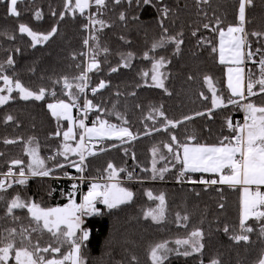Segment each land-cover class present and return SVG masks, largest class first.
<instances>
[{
  "label": "trees",
  "instance_id": "16d2710c",
  "mask_svg": "<svg viewBox=\"0 0 264 264\" xmlns=\"http://www.w3.org/2000/svg\"><path fill=\"white\" fill-rule=\"evenodd\" d=\"M64 5L65 0H18L17 8L21 14L13 17L7 13L8 0H0V64H4V74L19 79L33 91L41 87L46 89L45 98L40 101L21 100L18 91H14L12 99L0 107V174L7 172L14 159L23 160L27 171L26 165L31 158L25 149L31 146L27 143L30 138H34L33 143L47 167L53 168L50 176L28 178L24 185L13 183L3 193L0 237L6 235L5 229L19 231L22 225L25 228L34 226L32 222H15L5 215L7 202L17 193L43 207L63 206L68 202L73 184L77 183L76 198L80 200L91 182H107V165L112 163L117 169H125L119 172L118 178L134 197L114 209L101 203L97 207L99 214L86 216L84 227L89 231V240L82 247L86 264H153L150 253L155 245L167 242L173 249L177 239L187 238L196 228L204 233L202 251L189 256L182 255L181 251H171L163 264H210L213 259L220 264H258L264 257V236L260 235L264 220L250 218L247 221L254 229L247 233L249 241L236 242L231 238L240 234L241 195L237 188L218 184L191 186L176 182L173 172H168L161 180H149L147 174L150 150L161 141L171 142V135L176 136L178 143L212 145L233 133L227 127V121L231 120L234 125L241 111L238 103H227L230 95L225 83V65L218 59L219 32L215 29L217 20L223 29L239 23V0H153L151 6H137L136 0H120L119 4L106 0V6L100 10L94 5L91 15L85 12L74 17L66 15ZM164 7L169 9L166 16L160 11ZM37 10L41 12L39 20L35 18ZM62 12L63 19L60 17ZM121 12L126 16L123 21L119 18ZM245 15L244 27L249 34L246 50L255 55L252 58L245 55L247 62L244 65L251 71L257 59L264 55V35H251L253 32L264 33V0H252ZM90 16L104 20L106 26L90 27ZM21 23L41 33L49 32L53 26L58 31L48 41L32 47L30 37L18 30ZM205 24L209 28H204ZM165 28L167 32H164ZM92 36L98 37V41L90 39ZM162 36L181 40L179 52L175 42L153 50V42ZM85 39H89L87 46ZM85 48L87 55L86 50L83 51ZM105 48L107 52L103 51ZM129 52L133 53L130 66L122 67L121 57ZM145 52L148 58H145ZM94 54L99 69L88 71L87 84L96 88L104 81L106 87L90 95L93 105L99 107L88 112V119L99 116L111 124L127 127L135 132L136 138L124 141L102 139L93 151L95 154L86 156L85 171L80 173L68 163V160L77 162L75 157L66 160L57 155L58 150H62L66 122L53 117L47 105L67 98V89L62 88L63 77H68L72 83L73 78L84 70L86 60L92 62L90 58ZM10 55L14 60L12 66L5 63ZM160 57L166 58L163 69L167 73L164 81L167 92L149 86L145 78L146 82L142 81L143 72L151 73L153 58ZM112 68H118V71L112 72ZM248 74L252 73L246 71V80ZM205 76L215 81L227 105L211 108ZM253 91L257 94L245 101L264 105V93L259 92V86L256 85ZM152 107H160L167 119L181 123L150 135L146 115ZM9 115L13 120L6 119ZM186 116L191 119L184 120ZM57 131L61 133L59 136L55 135ZM189 136H194L195 140L187 141ZM5 140L16 142L6 144ZM101 148L104 151H100ZM52 156L55 160L50 159ZM56 163L64 167L55 168ZM14 167L19 172L20 166ZM129 172L133 174L131 179ZM70 175L78 180H71ZM81 176L83 182L79 179ZM152 189L165 197L166 212L161 222H153L142 215L150 204L147 193L153 192ZM185 215L187 220L183 219ZM225 226L228 232L224 231ZM32 239L33 242L39 240L41 247L53 244L46 232L32 233Z\"/></svg>",
  "mask_w": 264,
  "mask_h": 264
},
{
  "label": "snow or ice",
  "instance_id": "6c2138e0",
  "mask_svg": "<svg viewBox=\"0 0 264 264\" xmlns=\"http://www.w3.org/2000/svg\"><path fill=\"white\" fill-rule=\"evenodd\" d=\"M116 4L120 3V0H114ZM131 2V0H130ZM95 5L97 10L106 6V0H65V9L73 12L79 11L84 14L86 9ZM18 0H10L7 6V13L13 17H19L20 12L17 8ZM137 6H151L153 0H136ZM252 4V0H239L238 9V21L235 26L229 25L225 31L222 27H219L220 21L217 20V30L219 32V58L220 63L224 64L230 62L237 65V67L228 68V81L227 87L231 91V96L228 98V104H236L237 100L232 97H239L240 99H246L245 97V83L243 72L244 69L239 67L244 62L245 55L248 58H252L255 54L252 51L244 52L247 46V36L249 35L245 31L246 7ZM164 16L167 15L169 9L164 7L160 10ZM53 15L55 13L53 12ZM64 13L60 14L63 19ZM37 20L41 19V12L39 10L35 13ZM120 20H125V13H120ZM91 25H100L101 28L106 26L104 20L95 19L94 16L89 17ZM162 26V22H161ZM87 28L88 25H85ZM204 28H209L208 24L204 25ZM18 30L21 34H27L31 38L32 47L38 44H42L48 41L54 36L58 28L53 26L47 33H41L34 31L29 25L21 23L18 26ZM167 32V29H164ZM195 35V33H193ZM251 35L261 36L264 33L253 32ZM90 39L97 40L98 37L92 36ZM123 39V37H122ZM168 42H175L176 51L179 52L181 40L172 36H162L159 41H155L152 44V49L161 48ZM84 44H89V39L84 40ZM16 51H19L17 49ZM107 52L108 49H103ZM213 51H216L214 48ZM260 50L257 49V52ZM98 54V53H97ZM145 58H148V53H144ZM133 57V53L129 52L127 55H122L121 59L124 61L123 67H129V61ZM91 63L87 66V71L93 69H99V61L96 60V54L91 58ZM153 64L151 69V80L156 87L164 89V80L162 73L159 71L164 67L166 63L165 57L159 59L153 58ZM8 66L14 64L12 56H8L5 62ZM260 66V78L257 80L251 79L249 76L246 84L247 96L251 97L256 95L253 91L256 85L259 86V92L264 93V56H261L259 60ZM112 72L118 71V68H112ZM144 77H148L149 73L144 72ZM73 79L80 81L73 86L69 82L68 77H63L64 87L68 89L67 95L71 97L70 102L64 100H58L55 103H49L48 109L51 110V115L57 120L63 118L69 121L70 126L63 132L64 143L62 150H58L57 155L64 156L68 160L69 154H75L79 157V161L68 160V163L75 167L80 173L85 171L84 162L87 155H94L95 153L86 144L87 141H91L93 138L103 139L115 137L121 141L126 138L131 140L136 137L127 127H118L115 124L109 123L107 120L101 119L99 116L92 122V126L88 127L85 124L88 112L98 105H93L91 100H85L83 104L84 118H74L72 116V109L78 107L76 93L72 91L75 87L78 92L83 93L87 87L88 76L87 72H82L80 76ZM205 81L212 88V106L218 108L224 106L223 99L216 94V90L212 87L211 78L204 77ZM0 81H3L4 87L0 88V93L7 92L8 95H0V105L6 104L12 99L11 93L18 91L20 98L24 100L35 99L37 101L43 100L46 95V89L41 87L38 91H33L26 87L19 79H13L9 75L4 74V64H0ZM58 82V81H57ZM106 87L104 81H101L96 88H92V92L95 93L98 89ZM54 96L55 93L53 92ZM203 95V94H201ZM245 111V118L243 124L233 125L231 120L227 121V127L232 129L233 135L230 137H224L219 144H199V143H177L178 148H182L183 155L181 157L179 151L173 150L172 144H166L170 153L174 154V158L182 164V170L180 177H183L187 172H202L213 173L219 176V179L202 180L200 182L205 184H227L235 187L240 186L242 188V195L240 200L241 211L239 228L240 234L233 235L231 238L236 241H249L250 237L247 233L254 231L253 227L247 224L250 218H255L257 221L264 220V191L261 190L264 187V105H256L249 101L242 105ZM159 113L160 116H164L163 111L159 109H153ZM211 110H209V115ZM196 115H203V113H196ZM151 118V117H149ZM8 121L13 120L11 115L7 116ZM184 120H189L191 117H184ZM166 127H176L181 121H173L165 117ZM81 131L77 133L76 128ZM61 133L57 131L55 135L59 136ZM79 135V141L73 146L68 141L76 140ZM187 141H194V136L186 138ZM173 142H177L175 135L171 136ZM7 143H15L14 140H5ZM34 138H30L27 142L28 145H32ZM27 155L31 158L29 163L24 166V161L20 159H14L11 161L12 166H20L19 173H14L13 167H9L6 173L0 174L4 178L0 179V200H4L3 193L7 192L13 186V183L24 185L27 183L29 176H41L48 177L52 174L53 168L47 167L45 160L39 155L37 147H26ZM100 151H104L103 148ZM155 156L158 152L156 147L152 149ZM55 160V156L50 157ZM55 168H63L64 165L56 163ZM106 171L108 172L107 182L101 184L93 182L90 184L88 191L82 196L78 203L74 198V193H68V203L63 206L57 207H43L40 203L34 200H25L18 193L7 202L6 213L7 216H12L14 220H18L19 217L13 215L16 209H26L29 217L34 224L28 228L21 227L19 231L16 228L5 229L6 235L0 237V264H9V261H14V264H86L84 257L82 256V247L85 242L89 240V231L83 227L84 217L94 214H99L100 209L97 208V202L104 204L108 209H114L118 206L128 203L133 200L134 193L126 187H123L119 181V172L125 171V169H117L112 163L107 165ZM168 171L167 168L157 170L156 161L153 160L152 165V178L155 179L159 172L160 178H163V173ZM67 175V174H66ZM132 173H128V178H132ZM84 179L83 176L80 177ZM11 180V182H9ZM72 189L76 190L77 185L73 184ZM150 199L153 198L152 192L147 193ZM160 204L157 209H149L145 211L146 218L151 217L153 221L159 222L164 218V204L165 197L161 193L158 197ZM223 207V205H221ZM179 218V214H178ZM184 220L188 219V216L183 217ZM47 231L55 238L56 246L49 243L45 247H41L40 241L33 242L32 233H43ZM225 232L229 229L227 226L224 228ZM260 235L264 236V224L260 226ZM204 233L200 228L194 229L187 239H177L175 243L177 245L188 246L191 251L187 249L182 253L184 256H189L193 253H200L204 247L202 243ZM68 244L69 250L66 253H61V246ZM172 249L167 247V242L155 245L151 249V259L153 264H163V261L167 258L169 252ZM47 254V255H46ZM59 254V255H57ZM135 260V257H133ZM210 264H220L216 259L210 261ZM258 264H264V257H262Z\"/></svg>",
  "mask_w": 264,
  "mask_h": 264
},
{
  "label": "rangeland",
  "instance_id": "374dc122",
  "mask_svg": "<svg viewBox=\"0 0 264 264\" xmlns=\"http://www.w3.org/2000/svg\"><path fill=\"white\" fill-rule=\"evenodd\" d=\"M10 2V0H8V3ZM72 2L74 3L75 2V0H72ZM93 6H94V3H93V5H92V7H90L89 9H86L85 10V12H87V14H88V12L90 13V15H91V10H92V8H93ZM70 12L71 13H69L68 12V10L66 11V15H68V16H70V17H74V16H76V15H78V14H81V13H79V11L77 10V11H75V12H73V11H71L70 10ZM88 16V15H87ZM92 25L90 24V27H91ZM93 28V27H92ZM225 31L227 30V28L226 29H224ZM87 37V36H86ZM89 38V37H88ZM31 39V38H30ZM219 41H220V38L218 37V45H217V51H218V59L220 60V58H219ZM85 46H87V45H85ZM246 48V47H245ZM86 50V55L88 54L87 53V48H85L83 51H85ZM245 53H247V50H246V52ZM264 56V55H263ZM261 58V57H260ZM260 58L259 59H257V61H256V64L254 65V67L252 66V68H251V71L249 70V69H247L246 68V71L247 72H250V73H252V74H248L247 75V81H248V79H249V76H251V79H253V80H257V79H259L260 78V66H259V60H260ZM154 62V61H153ZM245 62H247V60H246V56H245V59H244V62L241 64V65H239V67H241V68H243L244 69V63ZM124 63V62H123ZM123 63H122V67H123ZM227 63V65H225V78H226V80H225V83H226V87H227V81H228V68L229 67H233V68H235V67H237V65H235V64H232V63H230V62H226ZM86 65H84V70H82L81 72H87V76H88V71H87V66H88V64L89 63H87V60H86V63H85ZM153 64V63H152ZM152 64H151V67H150V72H151V69H152ZM129 65H130V61H129ZM86 66V67H85ZM163 75H162V78H163V80L165 81V79H167V77H166V75H167V73L164 71V69H163V67L159 70ZM80 72V73H81ZM144 73V72H143ZM141 75V74H140ZM78 76H80V74L79 75H77V77ZM243 76H244V72H243ZM147 80V82L149 83V86H155L154 85V83H153V81L151 80V73H149V76L148 77H143L142 76V81L143 80H145V79ZM146 80H145V82H146ZM211 81H212V87L216 90V94L218 95V96H220L221 98H222V96H221V94H220V92H219V90H218V88L216 87V83H215V81L214 80H212L211 79ZM76 83H80V81H78V80H73V82H72V84H73V86H75V84ZM88 83V82H87ZM244 83H245V77H244ZM204 84H205V87H206V89H207V91H208V97H209V100H210V102H211V106H212V95H213V93H212V88H210L209 87V84L205 81V79H204ZM88 86H90V85H88L87 84V87ZM2 87H4V85H3V81H1V85H0V88H2ZM85 88V90H84V92L83 93H80V92H78V90H76L75 89V87H73V89H72V91L73 92H75L76 93V96H77V100H79V101H76L77 102V104H80V105H83L84 104V101L87 99V100H90V95H92V94H90V93H87V89L89 88ZM91 87H93V86H91ZM156 87V86H155ZM62 88H64V89H66L65 87H64V84L62 85ZM93 88H95V87H93ZM157 88H159V87H157ZM227 89H228V87H227ZM68 89H67V93H68ZM14 92V91H13ZM13 92L11 93V96H13ZM228 93H229V95L231 96V91H230V89H228ZM94 94V93H93ZM0 95H8V93L5 91V92H2V93H0ZM18 97H19V99H21V100H24V99H22V98H20V95L18 94L17 95ZM236 97H232V99H235ZM71 97H69L68 95H67V98L64 100L65 102H70L71 101ZM223 99V98H222ZM11 100V99H10ZM9 100V101H10ZM29 100H31V99H29ZM224 101V100H223ZM225 105H227V104H225V102H224V106ZM2 105H0V107H1ZM222 107V106H221ZM211 108H213V106L211 107ZM219 108V107H218ZM153 109H159V110H161L160 109V107H152L150 110H149V112L147 113V115H146V120L148 121V124H147V127L149 128V134L150 135H154V134H157L158 132H159V130H163V131H165L168 127H172V126H167L166 127V121H165V116H160L159 115V113L158 112H156V111H153ZM213 109H217V108H213ZM76 113H79L80 115H84L82 112H78V111H76L74 108L72 109V116L74 117V118H77V119H79L80 117L76 114ZM242 115H245V113L244 114H241L240 116H242ZM149 117H151V118H149ZM60 120H63V121H65L66 122V129L64 130V131H66L67 129H68V127L70 126V123H69V121H67V120H64L63 118H60ZM93 120H96V119H93ZM90 126H92L91 125V122L90 121H92V120H89L88 119V114H87V119L85 120ZM174 128V127H173ZM76 129H78V127L76 128ZM130 130V129H129ZM63 131V132H64ZM77 131V130H76ZM63 132H62V145H63V143H64V140H63ZM132 132V131H131ZM77 133H79L78 131H77ZM133 133V135H135V132H132ZM231 135V134H230ZM172 136V135H171ZM158 138L160 139L161 137L160 136H158ZM171 138V137H170ZM108 139V138H107ZM109 139H112V138H109ZM79 141V135H77V137H76V140H74V141H68V143H71L73 146H75V143L76 142H78ZM87 141V140H86ZM87 143V142H86ZM88 143H89V141H88ZM177 143L178 142H173L172 140H171V142H160L159 143V145H156V146H154V147H156L157 149H158V152L156 153V155L154 156L153 155V152H152V149L150 150V158H149V161H148V165H149V167H148V169H147V174H148V179L150 180H152L153 178H152V176H153V173H152V165H153V160H155L156 161V168H157V170H159V169H162V168H167L168 169V171H166V172H164L162 175H163V178H164V176L169 172V173H171V172H173V173H175L176 174V171H177V169L178 168H181L182 169V167H180L179 165L181 164L179 161H177L175 158H174V154L173 153H170L169 152V150H168V148L167 147H165V145L166 144H172L173 145V150H174V152L175 151H180V154H181V157H182V155H183V150H182V148H178L177 147ZM89 145V144H88ZM91 145H89V147H90ZM96 146H99V145H96ZM96 146H95V148H96ZM31 147H37L34 143L31 145ZM92 151H95V149H93L92 148ZM87 155V154H86ZM75 157L74 159H76L77 160V162L79 161V157L77 156V155H75V154H69V157ZM64 157V156H63ZM68 157V158H69ZM65 158V157H64ZM14 167V166H13ZM75 168V167H74ZM188 174H194L193 172H187ZM196 174H199V173H197V172H195ZM194 176V175H193ZM202 176H205V177H207V178H209V179H217L216 177H214V176H211V175H207V174H203V173H200L198 176H194V177H202ZM33 177H38V176H33ZM70 177L72 178L71 180H78V178L76 179V178H73L71 175H70ZM4 177L1 175L0 176V179H3ZM154 180H161V178H160V174H159V172L157 173V176H156V178L154 179ZM120 181V180H119ZM94 182H96V183H101V184H103V183H105V181H94ZM91 183H93V182H91ZM90 183V184H91ZM75 184H77V183H75ZM90 184H89V186H90ZM218 185H223V184H220V183H217ZM215 185V184H214ZM224 186H227V185H224ZM228 187V186H227ZM231 188H237L239 191H240V186L238 187V186H235V187H232V186H230ZM153 190V189H152ZM87 191H88V189L85 191V192H83L82 193V196L83 195H85L86 193H87ZM71 192H73L74 193V198L76 199V201L79 203L80 202V200L79 199H77L76 197V190H71ZM161 193H157V192H155V190H153V192H152V196H153V198L152 199H150L149 197H148V200L150 201V204H148V206H146V209H144V211L142 212V215H143V217H145V215H144V213H145V211H147V210H149V209H157L158 208V206H159V204H160V202H159V200L158 199H155V197H158L159 195H160ZM82 196H81V198H82ZM11 200V199H10ZM68 203V202H67ZM99 204H101L99 201L97 202V207H98V205ZM44 207H57V206H44ZM165 212H166V202H165V204H164V217H165ZM13 215L14 216H16V217H19V219L18 220H25V221H28V222H32L31 221V219H30V217H29V214L27 213V210L26 209H16L15 211H14V213H13ZM10 219H13V217L12 216H8ZM85 218L86 217H84L83 219H84V224H85ZM146 218V217H145ZM147 219H149V220H151V221H153L152 219H151V217H148ZM14 220V219H13ZM18 220H15V222L16 221H18ZM163 220H164V218H163ZM163 220H161V221H163ZM161 221H159V222H161ZM153 222H156V221H153ZM23 224H26L25 222H22ZM21 227H25V225H22ZM83 227H84V225H83ZM48 235H49V237H51L52 238V242H53V246H56V241H55V238L54 237H52L51 236V234L50 233H48L47 231H45ZM188 238V237H187ZM187 238H184V239H187ZM170 246H172V245H167V247L169 248V249H172ZM68 248V249H67ZM67 249V250H66ZM188 250V251H191V249L190 248H188V246H184V245H177V244H175V248H174V246H173V249H172V251L173 252H175V253H177V252H184L185 250ZM66 250V251H65ZM69 250V246H68V244H63L62 246H61V253H66L67 251ZM58 255V254H57ZM150 255H151V253H150ZM152 260V259H151ZM9 264H14V261H9Z\"/></svg>",
  "mask_w": 264,
  "mask_h": 264
},
{
  "label": "crops",
  "instance_id": "0c3cea01",
  "mask_svg": "<svg viewBox=\"0 0 264 264\" xmlns=\"http://www.w3.org/2000/svg\"><path fill=\"white\" fill-rule=\"evenodd\" d=\"M67 11V10H66ZM68 12L69 13H71L70 12V10H68ZM245 12H246V10H245ZM244 52H246V48L244 49ZM217 53H218V51H217ZM220 61V60H219ZM225 65H227V63H224ZM244 65V64H243ZM244 77H245V97L247 98L248 96H247V91H246V84H247V80H246V68H245V65H244ZM235 100H237L238 101V104H239V108H240V111H241V114H244L245 113V111H244V109H243V107H242V105L244 104V103H246V101H245V99H240L239 97H236L235 98ZM256 104V103H255ZM256 105H258V106H260V104H256ZM80 118H84V115H80L79 113H76ZM85 124L88 126V127H91L86 121H85ZM118 127H124V126H118ZM78 132H80L81 130L78 128V129H76ZM111 138H115V137H111ZM103 139H107V138H103ZM115 139H117V138H115ZM127 139V138H126ZM102 139H97V138H93L91 141H89V143H88V141H86L87 143V145L89 144V145H91L90 147H89V145H88V147L89 148H93V149H95V146L96 145H98V142H100ZM179 153H180V151H179ZM181 155V154H180ZM87 156V155H86ZM180 167H182V164H180L179 165ZM193 173H195V172H193ZM197 173H202V172H197ZM203 174H207V175H211V176H214V177H216L217 178V180L219 179V176L217 175V174H213V173H203ZM223 185H227V184H223ZM227 186H229V185H227ZM239 187V186H238ZM261 190L262 191H264V187H262L261 188ZM240 195H242V188H240ZM241 206V205H240Z\"/></svg>",
  "mask_w": 264,
  "mask_h": 264
},
{
  "label": "built area",
  "instance_id": "2783aa9c",
  "mask_svg": "<svg viewBox=\"0 0 264 264\" xmlns=\"http://www.w3.org/2000/svg\"><path fill=\"white\" fill-rule=\"evenodd\" d=\"M82 73V72H81ZM81 73H80V75H81ZM89 87V88H88ZM87 88V93H90V94H93V92H92V88L93 87H91V86H88ZM76 111H78V112H82L83 113V111H82V109H83V105H80V104H78V107H75L74 108ZM84 114V113H83ZM244 118H245V115H242V116H240V117H238L237 119H236V121H235V123H234V126L235 125H237V124H243V122H244ZM93 121H95V120H92V121H90L91 122V125H92V122ZM233 135V133L230 135V136H232ZM229 136V137H230ZM181 168H178L177 169V171H176V175H178V176H180V172H181ZM8 171V170H7ZM13 171H14V169H13ZM183 177H185L186 179H188L189 181H194V182H198V183H202V182H200V181H202V180H205V181H207V180H211V179H209V178H207V177H205V176H202L201 178L200 177H194L192 174H188V173H185V175L183 176ZM205 184V183H204ZM209 185H214V184H209Z\"/></svg>",
  "mask_w": 264,
  "mask_h": 264
},
{
  "label": "bare ground",
  "instance_id": "6f19581e",
  "mask_svg": "<svg viewBox=\"0 0 264 264\" xmlns=\"http://www.w3.org/2000/svg\"><path fill=\"white\" fill-rule=\"evenodd\" d=\"M54 154H55V153H54ZM11 167H13V166H11ZM8 169H9V168H8ZM13 169H14V173H17V174L19 173V172H16L15 167H13ZM31 177H33V176H29V178H31ZM68 178H71V177L68 176ZM79 179H80V178H79ZM80 181L83 182L84 179H83V180L80 179ZM175 181H176V182L186 183V184L191 185V186H193V185L213 186V185H209V184H204V183H198V182H194V181H189V180L186 179L185 177H180V176H178V175H176Z\"/></svg>",
  "mask_w": 264,
  "mask_h": 264
}]
</instances>
